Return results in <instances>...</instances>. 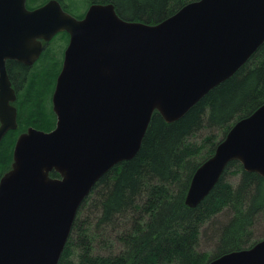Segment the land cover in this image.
<instances>
[{"label": "water", "instance_id": "1", "mask_svg": "<svg viewBox=\"0 0 264 264\" xmlns=\"http://www.w3.org/2000/svg\"><path fill=\"white\" fill-rule=\"evenodd\" d=\"M61 32L70 44L53 96L56 127L22 134L0 179V264H58L82 203L135 158L154 113L178 121L264 44V0H196L157 24L127 21L112 3L77 19L60 0L34 10L0 0V143L16 128L5 59L31 64L40 39ZM232 161L264 178V104L197 169L186 204L197 207ZM207 264H264V239Z\"/></svg>", "mask_w": 264, "mask_h": 264}, {"label": "trees", "instance_id": "2", "mask_svg": "<svg viewBox=\"0 0 264 264\" xmlns=\"http://www.w3.org/2000/svg\"><path fill=\"white\" fill-rule=\"evenodd\" d=\"M86 1L112 3L127 21L157 24L196 0ZM43 64L48 65L44 71L33 73L23 67L18 77V86L31 87L24 97L22 116L26 121L44 122V114L48 122L53 119L45 103L51 67L57 59L54 56ZM263 104L264 44L178 121L168 123L155 112L135 158L114 166L82 203L58 264H207L226 253L254 246L255 230L264 215L263 177L232 161L197 207H189L186 198L197 169L215 153L231 127ZM204 129L209 134L197 141ZM16 138L8 135L0 145V179L11 169ZM51 176L59 177L56 172ZM228 177H238L239 181L234 184ZM88 208L97 214L96 229H92L95 221L83 219ZM226 210L232 216L216 231V250L212 255L200 251L202 227ZM119 229L123 232L117 236L120 252L95 254L100 232ZM103 238L100 246L105 250L109 244Z\"/></svg>", "mask_w": 264, "mask_h": 264}, {"label": "flooded vegetation", "instance_id": "3", "mask_svg": "<svg viewBox=\"0 0 264 264\" xmlns=\"http://www.w3.org/2000/svg\"><path fill=\"white\" fill-rule=\"evenodd\" d=\"M60 2L62 3V6H63L64 5L63 2L62 1H60ZM28 3H29V1H27V8L29 10H34V9L43 5V4H41V5H35L34 7H31V6L29 7ZM92 4L93 3H91L89 5V7ZM89 7H88V9H89ZM63 8H64V6H63ZM88 9H87V11H88ZM64 10L67 11L65 8H64ZM86 12L83 14L82 17H80V18L76 17V18L77 19H83ZM40 41L42 42L41 54L31 64L24 63V62H22L16 58H6L5 59V69L8 73V77L10 79L11 87H12V91L7 93V104L10 107V109H14L16 112V128L10 129L7 131L6 135L4 136V138L2 139V141L0 143V145L2 144V142L4 141L6 136H8V135H13V136L17 137L15 140V144H16L17 139L22 134L27 133L29 131V129H31V128L37 129L36 125L38 123H36L32 119L26 121V120H24V118L22 116V112H23L24 106H25V101H24L25 98L24 97L26 96V94L28 95V93H29L28 90H30V86L28 85V86H24V88H22V87L18 86L17 81H18V77L21 75L20 71L22 70L23 67H28L30 69V72L32 71L33 73H37L38 71H44V69L48 66L47 64H43L44 61L50 60V58L52 59L55 56L51 51V49L53 48L54 42H58L60 44V46H63V48L62 49H60L59 47L55 48V50L57 52H61V60H60V65H59L60 68H59L58 73H56L55 76L51 77V79L49 80L50 91H49L48 99L46 100L45 106H46V110L48 111V113L51 114L53 119H55V124H54L53 129H51V130L43 129L42 131L50 132V131L54 130L56 127L57 116L53 110V96H54V93L56 91L58 77H59V75L63 69V66H64L66 51H67V48L70 44V35L67 32H61V33L56 34L52 39H50L48 41L44 40V39H40ZM45 52H47L49 54L44 56ZM27 82H28V80H27ZM24 89H26L25 92H24ZM0 90H1V88H0ZM5 112L9 113L10 112L9 108H6ZM51 116H50V118H52ZM43 118H44L43 120H46L49 117H47L44 114ZM0 127H1V122H0Z\"/></svg>", "mask_w": 264, "mask_h": 264}, {"label": "rangeland", "instance_id": "4", "mask_svg": "<svg viewBox=\"0 0 264 264\" xmlns=\"http://www.w3.org/2000/svg\"><path fill=\"white\" fill-rule=\"evenodd\" d=\"M29 1V0H28ZM44 2V0H38V1H34L31 2L29 1V7H34L35 5H41ZM92 2L88 3V1L86 0H63V6L64 8L67 10V12L71 13L72 15H74L75 17H82L83 14L87 11L89 5ZM67 6V7H66ZM56 47H59L60 49L63 48V46H60V44L58 42H54L53 44V48L51 49L52 53L55 55L56 59H57V64L56 66H52L51 69L53 70V74L52 77L55 76L56 73H58L59 68H60V60H61V52H57L55 50ZM49 53L45 52V55H48ZM51 96V95H50ZM48 119L44 120V122H39L36 125L37 130H49L51 129L54 124H55V119H53L52 121L48 122ZM52 126V127H51ZM209 134V131H207V129L202 130L199 135H197L196 140L197 141H201L204 137H206ZM229 181H231L234 184H237L239 181L238 177H228ZM232 214L230 211H224L223 213L219 214L213 221L205 224L202 229H201V236H200V244H199V250L204 252V253H209L210 255H212L214 253V251L216 250V244H217V235H216V231L217 229L225 224L230 218H231ZM83 219L86 220L89 219V222H93L95 220H97V214L94 213V209L88 208L87 210H85L84 214H83ZM96 221L93 224V228L96 229ZM124 228V227H123ZM122 228V229H123ZM122 230L119 229L117 231H111V230H107L106 232L101 231L100 232V238H98V240L95 243V247H94V253L95 254H101V255H109V254H118L120 252V250L122 249V246L120 244V241L118 240L117 236L120 234L121 235ZM106 237L109 246L104 250L101 248L100 245L104 244V238ZM264 239V215L260 218L259 222H258V226L256 227L255 230V235H254V241H256V243L260 240ZM114 254V255H115Z\"/></svg>", "mask_w": 264, "mask_h": 264}, {"label": "bare ground", "instance_id": "5", "mask_svg": "<svg viewBox=\"0 0 264 264\" xmlns=\"http://www.w3.org/2000/svg\"><path fill=\"white\" fill-rule=\"evenodd\" d=\"M31 88V87H30ZM29 91V90H28ZM33 91V90H32ZM27 95V94H26ZM115 254V253H114Z\"/></svg>", "mask_w": 264, "mask_h": 264}]
</instances>
